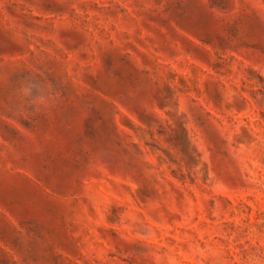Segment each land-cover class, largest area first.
<instances>
[{"label":"rangeland","instance_id":"374dc122","mask_svg":"<svg viewBox=\"0 0 264 264\" xmlns=\"http://www.w3.org/2000/svg\"><path fill=\"white\" fill-rule=\"evenodd\" d=\"M0 264H264V0H0Z\"/></svg>","mask_w":264,"mask_h":264}]
</instances>
